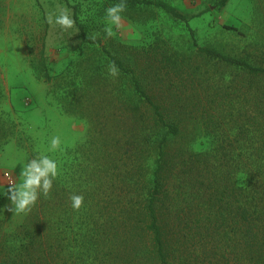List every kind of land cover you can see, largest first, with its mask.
<instances>
[{"label": "trees", "instance_id": "obj_1", "mask_svg": "<svg viewBox=\"0 0 264 264\" xmlns=\"http://www.w3.org/2000/svg\"><path fill=\"white\" fill-rule=\"evenodd\" d=\"M70 8L86 51L71 62L75 76L65 75L69 66L49 74L46 32L31 65L54 86L60 109L89 130L53 156L60 173L52 190L11 241L0 240V264H264V51L232 56L200 46L189 23L202 12L127 0L123 14L159 10L185 26L191 45L156 38L121 53ZM73 194L84 196L79 209Z\"/></svg>", "mask_w": 264, "mask_h": 264}, {"label": "rangeland", "instance_id": "obj_2", "mask_svg": "<svg viewBox=\"0 0 264 264\" xmlns=\"http://www.w3.org/2000/svg\"><path fill=\"white\" fill-rule=\"evenodd\" d=\"M163 1L182 12H202L189 23L200 46H212L232 56H240L244 50L264 51V0H230L222 10L217 6L219 0ZM62 6L76 7L77 17L88 33L105 38L104 45L121 53L126 51L122 46H145L156 38L181 50L191 45L185 26L155 9L137 11L136 19L123 14L122 27L108 37L104 33L105 9L110 7L106 0H68V4L62 0H0V240L5 242L13 239L12 233L27 214L9 210L7 193L9 182L19 183L22 163L32 153L50 154L52 158L62 155L84 141L89 130L85 119L60 109L54 86L38 79L31 65L46 32L44 54L49 74L57 77L69 66L65 75L75 76L71 62L86 51L79 48L74 27L65 30L46 19ZM229 26L236 30L227 29ZM70 81L67 76L61 82V92L68 89ZM57 135L61 137V148L49 151L51 139ZM206 145V140H202L195 148ZM12 162H17L15 168L8 167Z\"/></svg>", "mask_w": 264, "mask_h": 264}, {"label": "clouds", "instance_id": "obj_3", "mask_svg": "<svg viewBox=\"0 0 264 264\" xmlns=\"http://www.w3.org/2000/svg\"><path fill=\"white\" fill-rule=\"evenodd\" d=\"M126 8L127 0H118V2L105 9L104 33L106 36H114V29L122 27V23L125 20L123 13ZM46 19L49 24L54 23L65 30L72 29L75 24L71 9L66 6H62L58 13L50 12ZM110 72L112 74L117 73V68L114 64L110 66ZM61 143L60 136H53L49 151L60 149ZM16 166L17 162H12L8 165L9 168H15ZM59 173L60 167L57 160L44 153H39L26 163H22L19 183L9 182L8 184L7 193L11 203L9 210L16 214L30 211L41 195L44 197L49 195L53 182L57 179ZM5 176H10V173H5ZM70 200L72 207L79 209L84 203V196L82 194H73Z\"/></svg>", "mask_w": 264, "mask_h": 264}]
</instances>
